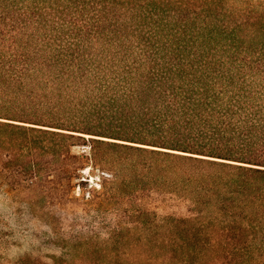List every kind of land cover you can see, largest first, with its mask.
<instances>
[{
    "label": "trees",
    "instance_id": "1",
    "mask_svg": "<svg viewBox=\"0 0 264 264\" xmlns=\"http://www.w3.org/2000/svg\"><path fill=\"white\" fill-rule=\"evenodd\" d=\"M0 189L106 231L7 264H264V0H0Z\"/></svg>",
    "mask_w": 264,
    "mask_h": 264
},
{
    "label": "rangeland",
    "instance_id": "2",
    "mask_svg": "<svg viewBox=\"0 0 264 264\" xmlns=\"http://www.w3.org/2000/svg\"><path fill=\"white\" fill-rule=\"evenodd\" d=\"M103 230H84L68 214L61 216V223L53 225L43 215L30 213L21 202L5 195L0 189V264L25 258L24 254L33 256L41 251H48L49 248L57 252L58 246L54 241L78 234H94L90 242L99 243L102 241V233L106 232ZM126 233L128 232L124 231ZM257 260L264 262V258Z\"/></svg>",
    "mask_w": 264,
    "mask_h": 264
}]
</instances>
